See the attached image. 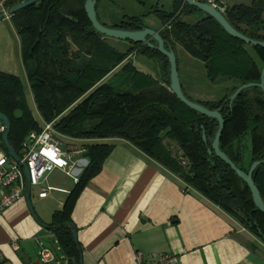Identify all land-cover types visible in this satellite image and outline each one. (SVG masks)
<instances>
[{"label": "trees", "instance_id": "16d2710c", "mask_svg": "<svg viewBox=\"0 0 264 264\" xmlns=\"http://www.w3.org/2000/svg\"><path fill=\"white\" fill-rule=\"evenodd\" d=\"M23 1L9 0L5 8ZM184 12L198 11L176 1L169 11H150L161 21L159 35L165 49L175 52L179 46L202 62L211 82L225 79L234 83L221 99L196 103L208 110L222 107L225 124L219 147L246 173L251 163L264 159V95L254 87L240 92L230 105L227 100L238 87L259 83L264 48L230 37L211 18L202 17L194 23L179 19ZM223 15L240 34L264 42V0L225 6ZM9 18L19 37L22 65L41 120L52 123L60 137L90 142L84 144L86 152L82 155L88 164L48 226L68 264H79L80 260L70 221L74 202L100 170L111 149L108 140L112 139L126 141L146 154L264 242V215L253 205L247 186L228 166L207 154L216 122L189 110L169 91L164 57L145 45L129 43L131 48L125 52L110 46L91 28L80 0H41ZM124 19L131 24L121 29L134 31L143 26L140 16ZM135 51L162 60L160 81L127 62ZM122 64L120 77L103 82ZM0 113L10 123L7 139L19 155L25 137L40 132L41 127L28 107L21 80L1 71ZM165 140L176 144L179 157L172 155ZM246 140L249 148L244 157ZM0 149L7 154L1 135ZM252 180L264 203V164L256 167Z\"/></svg>", "mask_w": 264, "mask_h": 264}, {"label": "crops", "instance_id": "0c3cea01", "mask_svg": "<svg viewBox=\"0 0 264 264\" xmlns=\"http://www.w3.org/2000/svg\"><path fill=\"white\" fill-rule=\"evenodd\" d=\"M216 3L222 7L227 5L219 0ZM4 19L10 20L8 16ZM130 48L127 43L122 52ZM181 49L176 46L175 51ZM122 66L118 67V77ZM161 72L159 79H153L160 81ZM184 85L188 98L197 94L189 80ZM34 119L40 127L52 124L43 123L40 116ZM61 138L58 141L65 144L63 150L67 151L90 143ZM108 141L110 152L98 173L77 196L70 214L80 250L79 264H133L135 253L143 255L145 260L150 256L176 255L178 264H264V242L128 142ZM0 152L3 151L0 149ZM83 154L77 156L79 166L73 173L77 180L88 164ZM52 173L45 185L62 192L38 198L39 189L31 187L29 208L25 189L23 198L0 214V255L9 264H39L41 247L53 251L55 262L52 264H68L48 226L75 183L64 175L72 181L69 188L51 185Z\"/></svg>", "mask_w": 264, "mask_h": 264}, {"label": "rangeland", "instance_id": "374dc122", "mask_svg": "<svg viewBox=\"0 0 264 264\" xmlns=\"http://www.w3.org/2000/svg\"><path fill=\"white\" fill-rule=\"evenodd\" d=\"M1 1V0H0ZM221 4H227L226 6L237 5L245 3L251 0H219ZM142 2V3H141ZM100 0L99 11L101 17L106 18V11L108 10L111 15V19H119L123 17H141L142 22L150 29L162 30L161 21L151 14L150 11L157 8L160 11H167L172 6V1L170 0ZM171 4V6H170ZM231 4V5H229ZM170 6V8L168 7ZM202 14L199 12H192L188 14L184 12L179 19L184 20L188 23H194L200 19ZM111 19H108L111 20ZM106 20V19H103ZM107 21V20H106ZM160 28V29H159ZM105 41L110 45L115 47L118 51H123L127 47L126 42L112 40L105 38ZM177 62V73L180 84L183 86V90L186 96L185 80H189L194 90L197 94L195 98L202 99L204 101H217L221 99L231 88L234 83L231 80L217 79L215 82H211L207 79L205 74V69L202 62L188 57V54L184 50H176L174 52ZM127 62L138 72L147 74L154 79H159L163 71L161 68L162 60L149 58L145 55L138 53H133L128 57ZM0 70L13 74L19 77L22 81V85L25 91V98L28 103V107L34 117L38 119V113L35 104L32 99V95L25 77L24 67L21 61L20 55V41L17 36L15 26L13 21L10 19L5 20L4 18L0 20ZM186 70V71H185ZM118 75V68L106 79V82L113 80V75ZM112 78V79H111ZM117 78H115L116 80ZM194 97H189L192 101L196 102ZM53 128V126H52ZM54 137L58 140L62 138L54 131ZM248 140L245 141L244 146H242L243 156L248 153L249 148ZM61 143V142H60ZM65 143V142H64ZM164 144L172 153V155L179 157L180 151L174 142L164 141ZM62 149L66 148L65 144L60 145ZM54 186H65L69 188L72 185V181L58 171L52 173V180L50 182ZM60 197H64L61 196ZM236 223V222H235ZM239 225L238 223H236Z\"/></svg>", "mask_w": 264, "mask_h": 264}, {"label": "water", "instance_id": "95a60500", "mask_svg": "<svg viewBox=\"0 0 264 264\" xmlns=\"http://www.w3.org/2000/svg\"><path fill=\"white\" fill-rule=\"evenodd\" d=\"M39 1L41 0H25L21 3H18L15 6L7 9L4 15L0 14V20H2L6 16L8 17L13 16L18 11L24 8L33 6ZM96 1L97 0H82L83 10H84V13L86 15V18L89 24L91 25V28L95 32H97L99 35L107 39L122 41L126 43H131L134 45H138V44L145 45L147 48L155 50L157 53H159L162 57L166 59L167 68H166L165 85L167 86L169 91L186 108L199 114L200 116L205 117L206 119L215 121L217 124V128H216V131L213 137L210 140H208L209 148L207 149V154L213 155L216 159L220 160L222 163L228 166L229 169L247 186L249 193L251 195L253 205L259 212H261L264 215V203L261 199L258 189L254 185V182L252 180V175H253L254 170L256 169V167L264 164V159L251 163L246 173L238 169L234 165V163L227 157V155L222 151V149H220L219 147V141H220L221 134L223 132V128L225 124V121L221 116L222 107L219 108L218 110H208L202 105L196 102H192L186 98V96L182 92V89L179 83L178 73H177V62H176V57L174 55V52L170 48L168 49L164 48V41L159 35V31H156L148 27H144V26H140L138 30H134V31L106 27L100 24L96 18V12H95ZM170 1H176L184 5H187L188 7L197 10L200 14H202L203 17L213 19L224 33L242 42L243 44L253 46V47L264 48V42L251 40L245 37L244 35L240 34L239 32H237L226 21L223 13L218 8H216L214 5L208 3L206 0H198V1L197 0H170ZM254 87H257L258 89H260L264 95V67L261 69L259 83L257 84L249 83V84L238 87L234 91V93L228 98L227 101L229 102V105L240 92L248 88H254ZM0 124L2 125L3 130H4L1 135V140L6 150V153L14 161H18L19 160L18 155L10 147L8 139H7L8 133L10 130V123L8 119L1 113H0ZM202 140L204 143L207 142L204 132H202ZM23 175H24L25 182H26V192H25L24 198L26 200L28 207L30 208V203H29L30 187L28 183V172L25 166L23 167ZM72 237L76 241L75 232H73Z\"/></svg>", "mask_w": 264, "mask_h": 264}, {"label": "built area", "instance_id": "2783aa9c", "mask_svg": "<svg viewBox=\"0 0 264 264\" xmlns=\"http://www.w3.org/2000/svg\"><path fill=\"white\" fill-rule=\"evenodd\" d=\"M198 1V0H197ZM222 13L225 7L216 0H206ZM163 30V28H162ZM0 124V135L3 133ZM52 124H44L38 133H29L20 145L19 160L14 161L4 152H0V214L15 202L23 198L26 182L23 167L27 168L29 187L38 188V198H45L52 192H62L59 189L45 185L48 176L55 170L77 182L73 173L79 166L78 157L85 149L63 150L60 142L54 137ZM56 245V243H55ZM39 264H52L55 256L51 249L41 247L38 252ZM176 255L150 256L144 259L140 253H135L133 264H178ZM0 264L7 263L0 255Z\"/></svg>", "mask_w": 264, "mask_h": 264}, {"label": "flooded vegetation", "instance_id": "af4514ba", "mask_svg": "<svg viewBox=\"0 0 264 264\" xmlns=\"http://www.w3.org/2000/svg\"><path fill=\"white\" fill-rule=\"evenodd\" d=\"M8 1L9 0H1L0 1V14L4 15L6 13L7 8H5V4H7ZM80 1L82 2V0H80ZM99 2H100V0L96 1L95 12H96V18L100 24H102L106 27H109V28H114V29H118V28L121 29L124 26L125 27L128 26V23L131 24L130 22L126 21L124 19V17L123 18L121 17L119 19H111L110 18L111 15L109 14L108 10L106 11V14H105L106 18L101 17V13H100L99 8H98ZM103 19H106L107 21L103 20ZM108 19H111V20L108 21ZM143 26L147 27L144 23H143Z\"/></svg>", "mask_w": 264, "mask_h": 264}]
</instances>
